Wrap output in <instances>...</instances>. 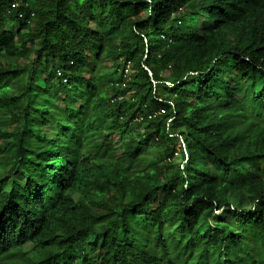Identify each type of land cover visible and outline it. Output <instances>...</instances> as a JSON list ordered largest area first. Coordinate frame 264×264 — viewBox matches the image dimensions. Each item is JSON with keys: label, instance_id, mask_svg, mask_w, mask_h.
<instances>
[{"label": "trees", "instance_id": "obj_1", "mask_svg": "<svg viewBox=\"0 0 264 264\" xmlns=\"http://www.w3.org/2000/svg\"><path fill=\"white\" fill-rule=\"evenodd\" d=\"M0 264H264V0H0Z\"/></svg>", "mask_w": 264, "mask_h": 264}, {"label": "rangeland", "instance_id": "obj_2", "mask_svg": "<svg viewBox=\"0 0 264 264\" xmlns=\"http://www.w3.org/2000/svg\"><path fill=\"white\" fill-rule=\"evenodd\" d=\"M206 25H209V22H207V21H206V23L205 22H201L200 27H205ZM11 128H12V125H8L6 127L7 130L8 129H11ZM111 139H112V143L114 145H117L118 146V143H117L118 142V138H117V136L116 135H112V138ZM177 159H178V155H175L174 156V160L176 161ZM159 202H160V194H155L150 199V205H151L152 208L155 205H157ZM30 250H31L30 246L29 245H25L24 252H29Z\"/></svg>", "mask_w": 264, "mask_h": 264}]
</instances>
